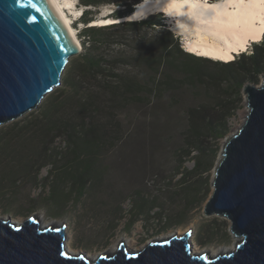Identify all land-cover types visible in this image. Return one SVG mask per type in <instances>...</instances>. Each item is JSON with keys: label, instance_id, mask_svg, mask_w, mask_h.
I'll return each mask as SVG.
<instances>
[{"label": "rangeland", "instance_id": "1", "mask_svg": "<svg viewBox=\"0 0 264 264\" xmlns=\"http://www.w3.org/2000/svg\"><path fill=\"white\" fill-rule=\"evenodd\" d=\"M71 1L70 8L66 10L79 39H84V29L87 26L81 18L84 10H89V16L100 20L102 17H111L115 10L124 8L117 2L95 6L86 5L82 0ZM140 3L142 4L143 1ZM158 12L160 11H156L154 15L158 23L156 29L172 28L174 33V26L166 22ZM124 17L126 18H107L105 23L94 25H109L118 20H122L119 22L134 20ZM102 21L100 20L99 23ZM154 33L155 28L145 26L139 31L114 29L109 35L99 37L109 38L117 49H133L131 42L133 43L134 38L147 39ZM80 34L83 36L81 37ZM175 34L179 37L180 44L185 47V35L180 37V33ZM260 39L261 37L258 40ZM102 49L105 47L103 46ZM80 53L71 58L61 85L50 92L37 108L0 126V217H10L22 223L30 215L36 214L41 220L54 226H62L65 223L67 237L75 253L112 254L116 249L118 250L120 242H125L131 251H138L150 240L162 239L176 233L186 234L190 228L193 229L192 235L195 236V241L201 249L205 248L210 252L212 249H222L232 244L234 250L236 245L234 241L238 237L231 229V221L218 215H205L204 206L214 189L212 181L222 148L226 140L243 124L248 113L244 86L253 83L258 85L264 77V72L259 75L258 82L247 81L240 86L226 84L225 90L219 93L229 102L231 116L223 127L226 133L219 138H212L207 150V157L198 177L201 182L194 187L195 198H200V203L197 202L192 206L181 199L182 187L176 186V182L186 172L185 168L194 166V158L199 151H193L191 155L185 157L186 162L179 165L178 159H175L177 155L174 153L180 144L178 139L165 136L163 140H157L150 135L151 124L155 121L166 127L168 133L178 131L180 124L184 122L186 108L206 99L193 94L189 88L179 85L176 89L166 91L159 96L151 97L142 93L139 99L128 104L123 103L124 105L117 110L118 132L104 149L106 154L98 157L101 169L96 171L95 182L90 185L91 189L82 202L75 203L71 197L67 203L61 204V202V205L53 207L48 205L49 200L46 199L51 189L47 179L51 164L46 163L48 158H42L41 148L44 144L40 146L42 140L51 136H45L41 132H30L25 137L10 139V144H7V141L8 136L15 132V130L11 131V127L27 124L36 117L46 121L52 116L55 118L54 106L59 109L60 104L63 103L73 110L77 108L79 99L71 97L74 92L70 90L67 78L72 66L84 62ZM118 68L122 71L126 70L123 66ZM148 73L149 70L143 67L136 75L144 81ZM132 74H135L134 70ZM107 129L111 128L108 126ZM51 131L49 134L52 133ZM117 136H121L123 140L116 141ZM51 146L56 151L64 150L67 142L60 137ZM166 184L173 185L174 193L170 201L168 202L167 199L163 207L159 203L152 211L149 208L150 211H146L141 216L143 219L140 222L131 229L128 228L126 219L131 205H142L144 202L145 209L148 210V206L153 204L151 202L153 195L158 192V190L154 191V188L162 187L165 191ZM185 202L188 204V209L185 207ZM160 208H163V218L154 217V212ZM170 218L180 221L181 224L167 227Z\"/></svg>", "mask_w": 264, "mask_h": 264}, {"label": "trees", "instance_id": "2", "mask_svg": "<svg viewBox=\"0 0 264 264\" xmlns=\"http://www.w3.org/2000/svg\"><path fill=\"white\" fill-rule=\"evenodd\" d=\"M82 1L86 5L95 6L111 2L123 5L124 8L115 10L111 17L107 16L116 19L126 18L124 16L133 13L137 4L143 0ZM88 12L89 10H84L81 16L87 24L84 39H80L83 48L80 54L84 62L72 66L67 78V84L74 92L71 97L79 99L77 108L73 110L61 103L59 109L54 106L55 118L52 116L46 121L36 117L27 124L11 127V131L15 132L8 136L7 144H10V139L25 137L30 132L50 135L49 139L40 143V146L44 144L41 148L42 158H48L45 162L51 164L47 176L51 184L46 198L49 200L48 205L55 207L67 203L71 197L75 203L82 202L91 189V183L95 182L96 171L101 169L98 157L106 154L104 149L118 132V108L139 99L142 93L154 97L174 90L179 85L185 86L193 94L206 99L186 108L184 122L180 124L178 131L168 133L166 127L155 121L151 124L150 135L157 140H163L165 136L178 139L180 144L174 153L179 165H183L185 157L193 151H199L194 158V166L185 168L186 172L176 182V186L182 187L181 199L192 206L200 203V198H195L194 187L201 182L198 177L204 166L207 150L212 138H219L226 133L223 127L231 116L229 102L219 93L225 90L226 84L240 86L247 81L258 82L259 75L264 72V35L262 39L251 43L248 52L235 54L234 59L224 61L187 51L173 31L157 30L158 23L154 18L156 12L140 18L141 20H123L109 25H94L93 21L96 19L89 16ZM145 26L155 28V33L147 39L134 38L133 43L131 42L133 49H117L112 40L99 37L109 35L114 29L139 31ZM103 46L105 49H102ZM119 66L126 70L122 71ZM143 67L149 73L147 79L141 81L136 73ZM133 70L135 74H132ZM61 109L62 112L59 111ZM108 126L110 130L107 129ZM60 137L64 138L67 146L64 150L56 151L51 145ZM118 140L123 138L117 136L116 141ZM164 187L165 191L162 187L154 188L158 192L153 195V204L148 206V210L145 209L144 202L142 205H131L126 219L128 228L131 229L140 222L146 211L154 210L159 203L163 207L167 199L170 201L174 193L173 185L166 184ZM186 202L185 207L188 209ZM162 209L155 211L154 217L163 218ZM180 224V221L171 219L166 226L176 227Z\"/></svg>", "mask_w": 264, "mask_h": 264}, {"label": "water", "instance_id": "3", "mask_svg": "<svg viewBox=\"0 0 264 264\" xmlns=\"http://www.w3.org/2000/svg\"><path fill=\"white\" fill-rule=\"evenodd\" d=\"M80 52L49 0H0V126L37 108ZM244 93L248 113L222 148L204 206L231 221L234 250L198 252L187 232L91 258L67 247L65 223L42 226L32 214L22 223L0 217V264H264V77Z\"/></svg>", "mask_w": 264, "mask_h": 264}, {"label": "bare ground", "instance_id": "4", "mask_svg": "<svg viewBox=\"0 0 264 264\" xmlns=\"http://www.w3.org/2000/svg\"><path fill=\"white\" fill-rule=\"evenodd\" d=\"M49 2L63 20L76 46L82 51V43L76 33V30L71 25V18L66 10V8H70L72 1L49 0ZM159 5L160 0H143V3H140V5H138L136 10L133 12L135 15H133V13L128 15V19L135 20L142 18L152 12L154 13L156 11H160ZM224 12L225 14L223 16H218L211 21L201 19L199 17H193L195 19V23L192 25V27L185 26L184 28L186 38L185 47L188 49V51H196L200 54H205L211 57L213 56L223 60H229L235 57V53H239L241 50H244L246 47H248L247 45L250 41H258L260 37L262 39L264 35V3L250 2V0H243V3H240L236 2V0H232V2L225 7ZM107 18L109 17H102L100 20L103 21L100 23V20L96 19L94 20L93 24H103ZM40 222L42 226H47L50 224L49 222L41 219ZM169 237L162 239H167ZM190 239H192L194 250L198 252L207 251V249H201L198 246L194 235H192ZM234 242L237 244L238 238H236ZM66 245L70 250L75 251L71 246L69 237L66 238ZM232 246L233 245L231 244L230 247L212 249L210 252L213 255H216L220 252L229 253L232 251ZM131 252L133 253L135 250H132ZM101 254L102 253L98 252L88 255L91 258H96Z\"/></svg>", "mask_w": 264, "mask_h": 264}, {"label": "clouds", "instance_id": "5", "mask_svg": "<svg viewBox=\"0 0 264 264\" xmlns=\"http://www.w3.org/2000/svg\"><path fill=\"white\" fill-rule=\"evenodd\" d=\"M231 2L232 0H160L159 14L166 22H169L174 26V34L178 32L180 33V37H183L185 35V26L192 27L195 23L193 17H199L211 21L218 16H223L225 14V7ZM133 15H135V13H133ZM169 30L172 31L173 29L170 28ZM252 42L253 41L249 42L248 47L241 50V52H247ZM184 49L187 50L185 47ZM193 53L198 54L197 52Z\"/></svg>", "mask_w": 264, "mask_h": 264}, {"label": "snow or ice", "instance_id": "6", "mask_svg": "<svg viewBox=\"0 0 264 264\" xmlns=\"http://www.w3.org/2000/svg\"><path fill=\"white\" fill-rule=\"evenodd\" d=\"M236 2L243 3V0H236ZM250 2L264 3V0H250Z\"/></svg>", "mask_w": 264, "mask_h": 264}]
</instances>
